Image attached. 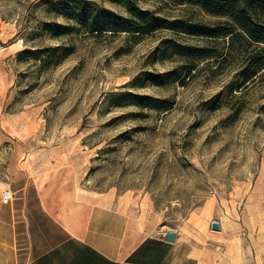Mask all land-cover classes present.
Returning <instances> with one entry per match:
<instances>
[{"label": "rangeland", "instance_id": "374dc122", "mask_svg": "<svg viewBox=\"0 0 264 264\" xmlns=\"http://www.w3.org/2000/svg\"><path fill=\"white\" fill-rule=\"evenodd\" d=\"M129 3L225 20L178 0H0V203L6 187L14 201L28 177L61 172L140 200L158 229L213 235L232 259L264 264V66L242 81L264 45L91 30V15L128 17Z\"/></svg>", "mask_w": 264, "mask_h": 264}, {"label": "crops", "instance_id": "0c3cea01", "mask_svg": "<svg viewBox=\"0 0 264 264\" xmlns=\"http://www.w3.org/2000/svg\"><path fill=\"white\" fill-rule=\"evenodd\" d=\"M15 192L0 203V264H245L218 250L225 243L213 235L158 229L140 200L89 190L61 172L34 174Z\"/></svg>", "mask_w": 264, "mask_h": 264}, {"label": "trees", "instance_id": "16d2710c", "mask_svg": "<svg viewBox=\"0 0 264 264\" xmlns=\"http://www.w3.org/2000/svg\"><path fill=\"white\" fill-rule=\"evenodd\" d=\"M181 3L198 5L208 13L224 17L214 24L188 23L178 19H166L147 10L138 9L129 3L130 15L119 17L113 13H99L90 16L87 22L91 30L119 29L134 33L150 32L161 28L181 30L192 35L211 39H241L247 45H264V0H178ZM192 58L213 56L210 47H184ZM264 48V47H262ZM264 66V60L257 59L247 66L242 81L250 80ZM155 104H161L159 99Z\"/></svg>", "mask_w": 264, "mask_h": 264}, {"label": "water", "instance_id": "95a60500", "mask_svg": "<svg viewBox=\"0 0 264 264\" xmlns=\"http://www.w3.org/2000/svg\"><path fill=\"white\" fill-rule=\"evenodd\" d=\"M209 226H210V229H211V230H216V231H218V230L221 229L220 221H219V220H216V219H212V220L210 221ZM175 236H176V234H175L174 231H169V232L166 233V235H165V239H166L167 241H169V242H173V241L175 240Z\"/></svg>", "mask_w": 264, "mask_h": 264}, {"label": "built area", "instance_id": "2783aa9c", "mask_svg": "<svg viewBox=\"0 0 264 264\" xmlns=\"http://www.w3.org/2000/svg\"><path fill=\"white\" fill-rule=\"evenodd\" d=\"M14 196V192L11 190V188L6 187L1 191V202L2 203H9Z\"/></svg>", "mask_w": 264, "mask_h": 264}]
</instances>
